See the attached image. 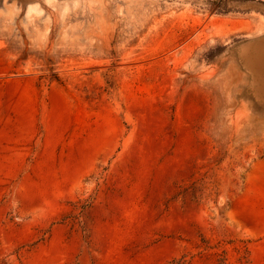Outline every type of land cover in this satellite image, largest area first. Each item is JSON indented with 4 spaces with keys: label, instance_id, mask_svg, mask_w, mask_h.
Wrapping results in <instances>:
<instances>
[{
    "label": "rangeland",
    "instance_id": "rangeland-1",
    "mask_svg": "<svg viewBox=\"0 0 264 264\" xmlns=\"http://www.w3.org/2000/svg\"><path fill=\"white\" fill-rule=\"evenodd\" d=\"M263 49L264 0H0V264H264Z\"/></svg>",
    "mask_w": 264,
    "mask_h": 264
},
{
    "label": "trees",
    "instance_id": "trees-1",
    "mask_svg": "<svg viewBox=\"0 0 264 264\" xmlns=\"http://www.w3.org/2000/svg\"><path fill=\"white\" fill-rule=\"evenodd\" d=\"M166 264H186V263H185V260L174 258V259L168 261V263H166Z\"/></svg>",
    "mask_w": 264,
    "mask_h": 264
},
{
    "label": "bare ground",
    "instance_id": "bare-ground-1",
    "mask_svg": "<svg viewBox=\"0 0 264 264\" xmlns=\"http://www.w3.org/2000/svg\"><path fill=\"white\" fill-rule=\"evenodd\" d=\"M33 8V5H31V7H29V11ZM43 10V9H42ZM29 14V13H28ZM264 52V49L262 50ZM264 54V53H263ZM264 58V57H263ZM264 61V60H263ZM262 61V62H263Z\"/></svg>",
    "mask_w": 264,
    "mask_h": 264
}]
</instances>
